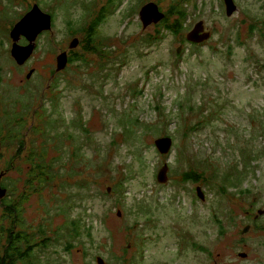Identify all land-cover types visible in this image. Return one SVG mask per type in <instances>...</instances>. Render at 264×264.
<instances>
[{
  "label": "rangeland",
  "instance_id": "1",
  "mask_svg": "<svg viewBox=\"0 0 264 264\" xmlns=\"http://www.w3.org/2000/svg\"><path fill=\"white\" fill-rule=\"evenodd\" d=\"M155 1L165 10L174 0ZM105 2L42 1L54 21L27 65L13 58V40L0 36V185L17 191L15 231L36 230V254L47 264L264 261V229L247 216L262 208L264 225V0H235L231 15L223 0H183L182 33L157 39L142 36L163 31L148 28L155 22L143 26L144 6L124 0L118 11L113 1L93 29V47L105 51L78 46L74 39ZM199 18L213 35L187 44ZM72 41L82 59L57 72V55ZM167 135L172 146L166 152L163 143L161 152L155 141ZM34 148L47 151L37 152L46 157L39 164L56 158L52 181L26 184ZM189 171L202 176L199 183L182 181ZM2 192L0 202L11 193ZM6 212L0 206V248L12 224ZM246 224L254 234L243 238Z\"/></svg>",
  "mask_w": 264,
  "mask_h": 264
},
{
  "label": "trees",
  "instance_id": "2",
  "mask_svg": "<svg viewBox=\"0 0 264 264\" xmlns=\"http://www.w3.org/2000/svg\"><path fill=\"white\" fill-rule=\"evenodd\" d=\"M183 0H174L172 3L168 5L167 8V17L165 19L164 25L162 26L163 31H158L156 34V37L158 35H162L164 33L172 32L175 35H178L181 32L182 29H184V26L188 20V10L183 7L182 5ZM87 5V10H89L90 5L89 3ZM109 6L111 4H108ZM161 6V5H160ZM105 8V7H104ZM114 9V7H111ZM111 9L110 12L113 10ZM187 11V13H186ZM172 20L171 23H167V21ZM97 24V20L92 16L91 19L88 21V23L85 24L84 27L81 28L82 31V39L81 43L82 46H84L85 49H90L91 51H96L100 49L101 46L97 49V45L94 48L93 45L94 39L93 35L96 34L93 29H95V26ZM145 29V28H143ZM144 38V37H141ZM157 39V38H156ZM106 45V44H105ZM83 48V47H82ZM100 51H105L104 48L100 49ZM104 53V52H103ZM103 56V54H101ZM178 56H181L179 54ZM81 56L77 53H74L71 55L69 62L71 63L72 61H81ZM255 73L258 75L257 70ZM258 80L256 77H253V83L257 85ZM161 93L163 91H160ZM188 99H186L187 101ZM186 103L182 104L180 103V108H184ZM53 108V106H52ZM189 110H195L194 108H190ZM192 130L194 128H191ZM38 132L42 133L43 136H45V133L43 129L39 130ZM1 136V132H0ZM1 143V140H0ZM25 142L22 143V145L18 148V151L24 147ZM1 148V147H0ZM17 151V152H18ZM37 152H41L44 155L47 154V151L39 150V149H32L29 153H32L31 156V167L30 169V180L26 182V184H29L30 181L35 177V180H38L39 182H42L44 180H50L52 181L54 177L57 174V171H55V165L54 162L56 158H52L48 162H44L42 164H39L43 162L46 157H43ZM36 153V154H34ZM59 159V158H58ZM60 161V160H59ZM53 165V166H52ZM9 170L11 167H13L12 164L8 163L6 165ZM182 175V181H193L194 183H199L202 176L194 171H189V172H184L181 174ZM180 179V180H181ZM0 177V181H1ZM15 184L12 182V185ZM123 184V183H121ZM0 188L2 190H6V192H11L7 198H5L4 201L0 202V206H2L7 212L8 216L12 217V222L11 227L7 230V239L5 245L0 248V264H47L43 262L41 255L36 254L37 251V245L39 242V237H36V230L33 231H28L26 228H23L21 226L20 230H16L15 228L18 226V219H20L19 213H20V205H19V200L16 198V193L17 191L15 190L14 186L10 190L9 188L7 189L6 187H2L0 185ZM10 190V191H9ZM19 195L21 198L24 197V193H20ZM21 222V220H19ZM39 232H42V230L39 228ZM43 239V238H41ZM49 238H47L48 240ZM39 246L42 247H47L46 242L41 243ZM34 254H36L37 258L34 257Z\"/></svg>",
  "mask_w": 264,
  "mask_h": 264
},
{
  "label": "water",
  "instance_id": "3",
  "mask_svg": "<svg viewBox=\"0 0 264 264\" xmlns=\"http://www.w3.org/2000/svg\"><path fill=\"white\" fill-rule=\"evenodd\" d=\"M225 5H226V13L228 15H231L230 13V8L233 7L234 10L232 13H234L237 9L238 6L235 2V0H224ZM154 5L157 13H158V17L155 19L154 18V13L155 10L153 9V13L151 14V16H147L145 19L142 18V11H146L147 8H149L150 6ZM144 6V7H143ZM142 9L140 10V19L143 23V26L146 27V24H149L151 22H158L159 20H161L164 16V12H162L159 9L158 4L156 3H147L145 5H143ZM229 8V11H228ZM150 9V8H149ZM145 17V16H144ZM147 21V22H146ZM204 27V23L203 21H199L194 28L189 31V34H187V37L189 40L194 41V42H201L204 41L205 39H208L210 36L209 32H206L204 34L203 37H197L195 36L199 30H202ZM52 29V15L48 12H44L38 5H34L33 8L22 18L20 19L13 27V29L11 30V36H12V40H13V44H12V48H11V54L13 56V58L15 60H17V56H19V60H17V62L19 64L24 63L33 53L34 49L36 48V39L37 36L44 30H51ZM21 35H26L28 38V44L26 45H20L19 44V40H20V36ZM75 41H79V39L76 37L74 39ZM76 46V44H73V41L71 42L70 48H74ZM178 51V50H177ZM64 52V53H63ZM180 52V51H178ZM62 53L64 54L65 59H61L60 58V63H58L57 66V71H60L62 69H64L66 67V65L69 62V58H68V52L67 51H62ZM61 53V54H62ZM61 54H58V57ZM20 57H23V60H20ZM63 58V57H62ZM62 62V65H61ZM60 66V67H59ZM156 145L158 146L157 148L163 152L166 150L169 151L171 146H172V137L171 136H166V137H162L159 138L155 141ZM165 144V150L162 149V144ZM168 169L169 166L167 163H165L161 169H159L158 174H157V179L158 181L164 182L168 180ZM197 190V194L201 199H204V192L202 190V188L200 186H198L196 188ZM5 191L2 190L0 188V197L2 196L3 192ZM263 211L259 210V213L261 214ZM246 230V229H245ZM244 230V231H245ZM97 262L99 263H103L104 259L100 256L97 257Z\"/></svg>",
  "mask_w": 264,
  "mask_h": 264
},
{
  "label": "flooded vegetation",
  "instance_id": "4",
  "mask_svg": "<svg viewBox=\"0 0 264 264\" xmlns=\"http://www.w3.org/2000/svg\"><path fill=\"white\" fill-rule=\"evenodd\" d=\"M42 1H45V0H0V33H2L0 36H2L4 39L6 40H10L11 43H12V36H11V30L13 29L14 25L20 20L22 19L32 8L34 5H38L41 9H42ZM118 5L119 4V8H118V11H121L120 7L123 5V7L125 6L124 4V0H106L105 3H103L100 8L97 10V12L93 15V17L97 20V23L99 21L102 20L104 14H105V5L107 3H111L113 2ZM143 0H137L138 2V6L141 8L143 5L147 4V3H156L158 4L159 6V9L164 12V16L161 20H159L158 22L154 23V24H151L148 28H154V32H156V30H158L161 26L164 25V22H165V19L167 17V9H163L161 6H160V3L156 2L155 0H144L143 2H141ZM141 2V3H139ZM224 2V0H223ZM224 5H225V2H224ZM238 6V5H237ZM43 10V9H42ZM164 10V11H163ZM225 10H226V5H225ZM44 12H46L45 10H43ZM139 14H140V9H139ZM188 19H189V16H188ZM202 19L199 18L197 20H194L192 21V24L190 26V28L186 31L185 33V38L189 41H187L186 43L187 44H200V43H203L207 40H209V38L212 37L213 35V30H214V26L211 28L210 26H208L204 21L205 20H202L203 23H204V27L202 30H199V32L195 35L197 37H203L204 34L206 32H209L210 33V36L208 39H205L204 41H201V42H194V41H191L188 39L187 37V33H189V31H191L194 26L196 25V23H198L199 21H201ZM52 21H54V17L52 15ZM172 20H169L167 21V23H171ZM161 25V26H159ZM144 28V27H143ZM143 31H145V29H143ZM45 31H42L41 33H43ZM40 33V34H41ZM158 33V32H157ZM156 33V34H157ZM172 33V32H171ZM39 34V35H40ZM156 34L155 35H152V34H149L148 32L143 34L142 33V36L144 35H148L151 39H153V37L156 39ZM173 35H175L174 33H172ZM38 35V36H39ZM141 36V37H142ZM78 37L79 39V43H78V46L80 45L81 43V37L80 36H76ZM28 38L26 35H21L20 36V40H19V44L20 45H26L28 44ZM185 42V41H184ZM180 50L182 49V45L184 46L185 44L183 43V40L180 41ZM74 48L72 49H69L67 52H68V58L70 59L71 55L74 54ZM35 50V49H34ZM64 50V49H63ZM61 50V51H63ZM34 52V51H33ZM33 54V53H32ZM32 56V55H31ZM30 56V57H31ZM30 57L23 63L27 65ZM25 65V66H26ZM34 72V69L31 68L30 69V72L27 74V78H30L31 76V73ZM58 72V71H57ZM262 208H259L257 209L255 212L250 210L249 213L251 215H247L248 217L252 216V222H253V225L255 226V229H264V225H261V214L259 213V210H261ZM264 214V213H263ZM260 216V219H258V217ZM245 219V217H244ZM252 228V224H246L244 226V228L239 231L241 233V235L243 236L244 238V235H247L248 232H251L252 234H254L253 231H250L249 229ZM246 229V230H245ZM245 230V231H244ZM219 233L221 235H224V232H222V230H219ZM251 240V238H249L248 236L246 237V242L245 244L247 245L248 244V241ZM240 256H242L244 259L243 260H248L249 256H248V252H245V251H242L239 253ZM257 264H264V261L260 260Z\"/></svg>",
  "mask_w": 264,
  "mask_h": 264
},
{
  "label": "bare ground",
  "instance_id": "5",
  "mask_svg": "<svg viewBox=\"0 0 264 264\" xmlns=\"http://www.w3.org/2000/svg\"><path fill=\"white\" fill-rule=\"evenodd\" d=\"M150 8V7H149ZM147 8L146 9V12H147V16H151V14L153 13V10ZM228 11H229V8H228ZM146 16V17H147ZM146 17H144V11H142V18L145 19ZM146 20V19H145ZM147 22V21H146ZM17 60H19V56H17ZM58 63H60V55L58 57L57 55V66H58ZM19 64V63H18ZM20 65V64H19ZM57 66H56V71H57Z\"/></svg>",
  "mask_w": 264,
  "mask_h": 264
}]
</instances>
